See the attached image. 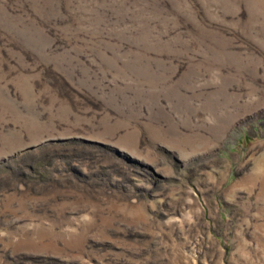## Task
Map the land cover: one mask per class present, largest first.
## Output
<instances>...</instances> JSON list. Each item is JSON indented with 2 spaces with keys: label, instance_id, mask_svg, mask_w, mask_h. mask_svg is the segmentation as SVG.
<instances>
[{
  "label": "rangeland",
  "instance_id": "1",
  "mask_svg": "<svg viewBox=\"0 0 264 264\" xmlns=\"http://www.w3.org/2000/svg\"><path fill=\"white\" fill-rule=\"evenodd\" d=\"M0 264H264V0H0Z\"/></svg>",
  "mask_w": 264,
  "mask_h": 264
}]
</instances>
